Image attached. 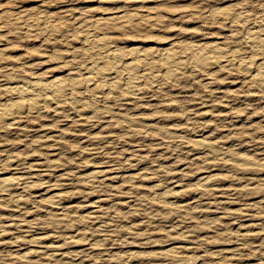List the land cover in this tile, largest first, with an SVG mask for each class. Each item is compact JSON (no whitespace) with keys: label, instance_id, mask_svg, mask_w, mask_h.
<instances>
[{"label":"rangeland","instance_id":"1","mask_svg":"<svg viewBox=\"0 0 264 264\" xmlns=\"http://www.w3.org/2000/svg\"><path fill=\"white\" fill-rule=\"evenodd\" d=\"M227 6L251 20L264 16V0H0V83L11 75L75 72L88 60L79 27L117 14L137 18L100 31L118 47L173 43L183 51L200 42L251 54L246 30L214 17ZM6 11H15V20L4 18ZM145 16L155 18L153 25ZM38 21L59 28L31 35L24 26ZM189 68L175 81L146 83L142 96L91 97L84 114L67 105L63 113L0 128V176L36 182L15 197L0 195V227H18L0 231V264H264V90L243 72L212 66L211 77ZM2 84L0 98L17 97ZM94 109L104 112L93 117ZM197 139L214 152L194 145ZM236 154L255 164L239 165ZM101 169L110 170L105 183L84 181ZM205 176L212 177L210 188L200 185ZM53 192L63 194L68 211L50 207ZM163 193L166 202L156 200Z\"/></svg>","mask_w":264,"mask_h":264},{"label":"bare ground","instance_id":"2","mask_svg":"<svg viewBox=\"0 0 264 264\" xmlns=\"http://www.w3.org/2000/svg\"><path fill=\"white\" fill-rule=\"evenodd\" d=\"M229 8L230 7L227 6L214 10L215 14H217V15L214 14L215 15L214 17L219 15L220 17L223 16L224 18L227 19L229 18L232 20V22H235L238 25V27L242 28L243 30H246L245 36L243 37L245 43L250 49L249 51L251 52V54L243 55L241 51L238 49H226L218 45L217 43H200V42L187 43L183 47V49H185L183 51H177L175 47L176 44L173 45V43L171 45L169 44L170 46L168 47L158 46V47H148L145 49H140L136 47V48L125 49L113 45V42L111 41L112 40L111 37L106 35L102 36L100 34V31H102V34L104 33L103 31H105L106 33L107 32L106 29L109 30V26L116 23H118L122 27L131 26V24L137 20V18L135 19L134 17L130 16L131 14L130 15L117 14L113 16H108L106 18L93 20V22H90L88 24L86 23V25L84 24L83 26H80L78 30L80 33L79 36L81 37L82 41H84V46L82 47L81 51L83 52L82 54L88 56V60L86 62H83L84 65L82 67H79L78 69L76 67L77 70L75 72L66 73L67 75L55 76L51 79L48 78L44 79L42 78L43 76L38 77L39 75L38 76L30 75V77H24V76L18 77L11 75L12 73H14L12 72L11 74L9 73L11 76L8 75L9 77H7V79L4 78L7 80L6 82H3V84L0 83L2 84L1 87H3L4 90H7L8 92L9 91L14 92L15 95L17 94V97L12 99L0 98V128L1 129L3 127L18 128L21 125L20 122L22 121L23 118L25 119V117L29 118V116L32 117L31 115L33 116L38 114L42 115L43 113L47 114V112L58 114L61 111H63V109L67 105H71V107L73 105L74 107L75 106H80V108L82 107L83 108V110L81 111L82 114L84 110L89 109L92 106L89 100L91 97L94 99L96 98L98 100L101 98L109 99L110 97H113V95L115 96V94H117L118 92L123 100L125 99L128 100L130 97L132 98L136 96L137 97L142 96L145 93L144 85L146 83H152V84L157 83L158 81H160V79L162 80V78L165 80H170L171 82L175 81L179 78V76H181L182 73L188 72L187 69L189 67L197 71H203V73L206 72L208 75H211V77L213 74L212 73L213 71L211 70L212 66L220 67L226 70L237 71L239 73L243 72L246 73L245 75L248 74L247 79L249 80L250 85L259 88V90L260 89L264 90V34H263L264 16H260L258 18H255L254 20H251V18H249L246 15V13L244 12L236 13L233 12L235 9L233 10ZM14 12L15 11H13V13L6 11L3 12L2 14L4 18H9V19L11 18L12 20H15L16 17L14 18V14H15ZM17 19H19V17ZM154 19L155 18H152L150 16H145L144 18H142V21L151 23L153 25L154 23L153 21H155ZM20 21L21 20H19V22ZM15 24H17V22ZM2 27H0V35L4 34ZM24 27H26L27 31H30L29 32L30 34L31 31L34 30H39L42 32L44 31L56 32V30H58L59 28L57 24H51V22L49 23L47 21L46 22L38 21V23L27 24V26ZM68 62L71 63L74 61L72 59L71 60L69 59ZM72 66L73 65H71V67ZM155 69L159 70L161 74L159 73L157 74L155 72ZM193 69L191 71H193ZM227 72H231V71H227ZM211 86H212L211 82L206 84V87H208L209 90H211L210 89ZM108 107L104 108L105 112L107 111L106 109H109ZM78 110L76 109V112ZM104 111L103 109H94L93 117H97L99 115L98 113ZM79 114L80 112L78 111V115ZM87 118L88 117H86V120ZM121 119L134 124V126L137 127L140 126L135 120H133V118L121 116ZM22 130H24V128H22ZM195 144L208 147L212 150L213 148L215 149V147L212 144L204 140H200V139L194 140V145ZM215 151L218 152V153L216 152L214 153L215 156H217L220 152L217 150ZM236 155L233 158L235 162H237L239 165L248 166L255 164V161L246 155L243 156L242 155L236 156ZM230 157L232 158V156ZM109 171L102 169L95 170L85 174L83 176V179L86 183H89L90 185L91 184L95 185L96 183L98 184L101 182L105 183V181L110 176V174L108 173ZM29 178L30 177L28 176V179ZM111 178L114 177L112 176ZM200 179H201L200 185L203 186L204 188H210V185L212 186L211 184L212 177L210 178V176L209 177L205 176ZM29 180H27V176L25 177L24 175L0 176V193H1L0 195H2L3 193L10 196L12 195L14 196V193L18 189L31 190L34 186L33 184L36 182L34 181L33 183L32 180L30 181ZM167 194L168 193L166 194L163 193L158 195L156 197V200L166 202ZM63 200H65L63 198V194L58 192H53L52 194H49V197L47 198L50 207L55 209L57 208V210L60 209V210L68 211L69 205L67 206L64 205L65 203H63L64 202ZM14 201L16 204H22L20 198L14 199ZM92 215L94 216V214ZM10 226L17 227V224L15 223L11 225L5 224V226H1L0 231L2 235L6 230H8V228H11ZM1 237L3 238V236L0 235V239ZM39 240L40 238L33 239V241L36 243L39 242ZM44 251L32 250L31 254L38 253L48 256V254Z\"/></svg>","mask_w":264,"mask_h":264}]
</instances>
